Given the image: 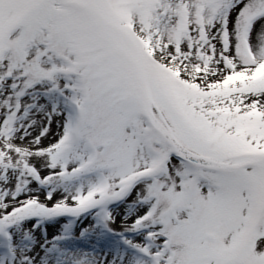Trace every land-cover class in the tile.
Instances as JSON below:
<instances>
[{
    "label": "snow or ice",
    "instance_id": "1",
    "mask_svg": "<svg viewBox=\"0 0 264 264\" xmlns=\"http://www.w3.org/2000/svg\"><path fill=\"white\" fill-rule=\"evenodd\" d=\"M0 264H264V0H0Z\"/></svg>",
    "mask_w": 264,
    "mask_h": 264
}]
</instances>
